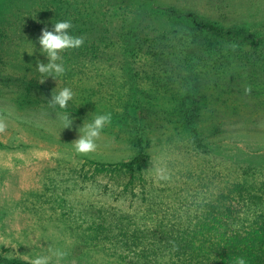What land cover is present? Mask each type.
<instances>
[{
  "label": "rangeland",
  "instance_id": "1",
  "mask_svg": "<svg viewBox=\"0 0 264 264\" xmlns=\"http://www.w3.org/2000/svg\"><path fill=\"white\" fill-rule=\"evenodd\" d=\"M63 20L85 42L53 79L36 68L48 62L38 38ZM64 87L68 107L50 108ZM105 113L97 150L78 154L79 129ZM0 116V264L58 248L60 264L189 253L181 232L213 217L235 230L264 202V0H0ZM140 143L135 178L99 172Z\"/></svg>",
  "mask_w": 264,
  "mask_h": 264
},
{
  "label": "trees",
  "instance_id": "2",
  "mask_svg": "<svg viewBox=\"0 0 264 264\" xmlns=\"http://www.w3.org/2000/svg\"><path fill=\"white\" fill-rule=\"evenodd\" d=\"M179 17L192 25L201 26V24L198 25L197 16L193 12L184 13ZM207 27L212 28V26ZM189 109L193 110L192 108ZM197 110L198 108H194L193 111ZM139 145L141 151L136 157L128 161L110 164V167L103 164L98 167L99 172L116 174L124 171L132 179L135 178L138 172H142L145 163L142 143ZM263 204L264 202H258L252 208L255 212L248 217L246 223L235 230L232 229L233 226L231 224L224 225L213 217L212 222H205L202 227L194 228L192 231L181 232L183 239L188 241L185 244L189 245V253H186V248H184L186 245L181 248V245L177 243L176 252L170 249L167 251V253L171 254L168 259L159 257L161 254L159 247L155 248L156 254L152 247V252L159 262L163 264H235L236 257L241 256L246 259L247 264H264ZM256 207L259 208L255 209ZM226 234L229 236L224 238L223 236ZM169 244H171L170 239H166L165 242L162 241V245L165 247H168ZM8 264H30V262L11 260L8 261Z\"/></svg>",
  "mask_w": 264,
  "mask_h": 264
},
{
  "label": "clouds",
  "instance_id": "3",
  "mask_svg": "<svg viewBox=\"0 0 264 264\" xmlns=\"http://www.w3.org/2000/svg\"><path fill=\"white\" fill-rule=\"evenodd\" d=\"M72 23L70 20H63L54 23L52 30L47 27L42 29L41 35L38 38L39 44L43 53L47 56L48 62L43 63L39 60L36 62V68L42 76L56 77L65 73L66 68L62 62L61 53L69 49H77L83 46L84 38L77 37L70 34ZM45 79L40 80L43 83ZM251 87L245 88V93L250 94ZM74 92L69 87L62 88L58 93L52 92L51 99L48 100L50 108L55 109L57 106L61 109L68 107L69 102L73 99ZM60 120L64 128H70L73 124V120L68 114L60 115ZM112 121V114L105 113L95 116L94 120L90 123L83 124V127L79 129L80 135L77 140L73 142L75 151L81 155H88L94 153L98 144L103 129L108 126ZM8 129L7 120L0 116V134H3ZM156 178L159 181H170L171 175L166 169H157ZM67 256V252L63 249L51 250L50 255H41L30 261V264H52V258L55 257L56 264ZM235 264H247L244 257H236Z\"/></svg>",
  "mask_w": 264,
  "mask_h": 264
}]
</instances>
